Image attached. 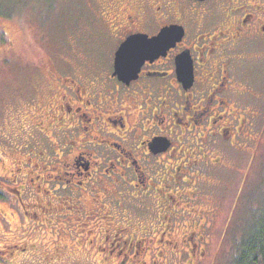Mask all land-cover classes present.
Instances as JSON below:
<instances>
[{
	"label": "flooded vegetation",
	"instance_id": "flooded-vegetation-1",
	"mask_svg": "<svg viewBox=\"0 0 264 264\" xmlns=\"http://www.w3.org/2000/svg\"><path fill=\"white\" fill-rule=\"evenodd\" d=\"M95 2L99 28L86 62L49 63L54 87L25 100L12 142L0 135L20 146L0 176V200L23 226L37 208L54 240L0 253L15 264L31 254L45 264L81 255L90 264H165L177 253L198 264L208 213L194 206H220L211 179L226 172L230 153L252 147L260 120L244 106L238 72L264 42V0ZM167 28L177 33L168 49L131 78L114 74L127 39Z\"/></svg>",
	"mask_w": 264,
	"mask_h": 264
},
{
	"label": "rangeland",
	"instance_id": "rangeland-1",
	"mask_svg": "<svg viewBox=\"0 0 264 264\" xmlns=\"http://www.w3.org/2000/svg\"><path fill=\"white\" fill-rule=\"evenodd\" d=\"M95 7V0H0V135L7 140L12 142L18 136L27 110L25 100L47 90L49 85L54 87L55 72L49 63L80 66L90 56L83 50L97 38ZM254 47L247 52L245 66L239 69L238 84L247 95L243 99L245 108L259 110L260 120L252 147L230 153L224 160L226 172H216L211 179L210 185L215 186L210 197L216 203L220 194V206H194L208 213L204 256L198 264H231L240 236L250 232L257 218L264 216V42H256ZM15 147L20 146L10 147L0 140V160L5 163L3 166L0 162V176L6 175L4 167H12ZM6 200H0V247L24 241L27 245L39 243L41 249H46L54 239L45 233L47 228L43 230L46 225L42 214L31 208V221L23 226V216L17 208L7 206ZM4 217L11 218L9 226L3 224ZM188 220L184 218L182 226H188ZM178 235H174L175 239ZM8 255L0 253V264H15ZM31 256L18 264L46 263L44 258ZM186 261L179 253L168 254L165 264H187ZM54 264L90 263L81 255L79 259L72 256Z\"/></svg>",
	"mask_w": 264,
	"mask_h": 264
},
{
	"label": "water",
	"instance_id": "water-1",
	"mask_svg": "<svg viewBox=\"0 0 264 264\" xmlns=\"http://www.w3.org/2000/svg\"><path fill=\"white\" fill-rule=\"evenodd\" d=\"M177 33L172 28L161 31L156 37L147 39L136 35L127 39L116 51L114 74L120 77H133L144 59L156 57L171 45L172 37ZM130 53L125 60L124 53Z\"/></svg>",
	"mask_w": 264,
	"mask_h": 264
},
{
	"label": "trees",
	"instance_id": "trees-1",
	"mask_svg": "<svg viewBox=\"0 0 264 264\" xmlns=\"http://www.w3.org/2000/svg\"><path fill=\"white\" fill-rule=\"evenodd\" d=\"M231 264H264V216H260L251 231L236 242Z\"/></svg>",
	"mask_w": 264,
	"mask_h": 264
},
{
	"label": "snow or ice",
	"instance_id": "snow-or-ice-1",
	"mask_svg": "<svg viewBox=\"0 0 264 264\" xmlns=\"http://www.w3.org/2000/svg\"><path fill=\"white\" fill-rule=\"evenodd\" d=\"M129 55H130V53H128V52H125V53H124L125 60L128 59Z\"/></svg>",
	"mask_w": 264,
	"mask_h": 264
}]
</instances>
